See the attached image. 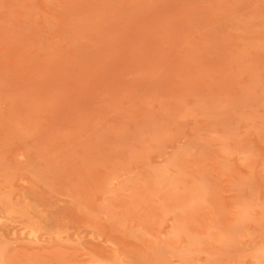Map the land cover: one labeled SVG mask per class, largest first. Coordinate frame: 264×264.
Listing matches in <instances>:
<instances>
[{
  "label": "rangeland",
  "instance_id": "obj_1",
  "mask_svg": "<svg viewBox=\"0 0 264 264\" xmlns=\"http://www.w3.org/2000/svg\"><path fill=\"white\" fill-rule=\"evenodd\" d=\"M261 261L264 0H0V264Z\"/></svg>",
  "mask_w": 264,
  "mask_h": 264
},
{
  "label": "bare ground",
  "instance_id": "obj_2",
  "mask_svg": "<svg viewBox=\"0 0 264 264\" xmlns=\"http://www.w3.org/2000/svg\"><path fill=\"white\" fill-rule=\"evenodd\" d=\"M29 236H30V235H29ZM76 237H77V236H76ZM29 238H30V237H29ZM78 240H79V239H78ZM255 263H256V262H255ZM255 263H253V264H255ZM261 264H263L262 261H261Z\"/></svg>",
  "mask_w": 264,
  "mask_h": 264
}]
</instances>
